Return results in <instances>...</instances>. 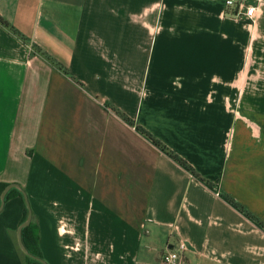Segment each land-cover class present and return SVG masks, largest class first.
Here are the masks:
<instances>
[{
	"label": "crops",
	"instance_id": "crops-1",
	"mask_svg": "<svg viewBox=\"0 0 264 264\" xmlns=\"http://www.w3.org/2000/svg\"><path fill=\"white\" fill-rule=\"evenodd\" d=\"M0 18V183L27 193L47 264H161L179 240L187 264H264V6L256 28L225 0ZM25 207L0 212V264H25Z\"/></svg>",
	"mask_w": 264,
	"mask_h": 264
},
{
	"label": "trees",
	"instance_id": "trees-1",
	"mask_svg": "<svg viewBox=\"0 0 264 264\" xmlns=\"http://www.w3.org/2000/svg\"><path fill=\"white\" fill-rule=\"evenodd\" d=\"M0 22L5 25V22L0 18ZM123 117L131 123V125H135V122L131 120L130 118L126 117L123 115ZM138 130L143 133L146 137H148L156 146L160 147L161 149L168 151V153L175 159L177 160L180 164L183 166H188V164L181 159L179 156L173 154L166 146H164L159 140H157L155 137H153L149 132L146 130L138 127ZM9 186V184L6 183H0V208L2 205V195L5 191V189ZM20 197L25 201L24 195L21 190L17 188L11 189L7 196H6V201H9L13 198ZM26 204V202H25ZM235 205L240 208L242 211L246 212L244 207L241 206L240 204ZM247 213V212H246ZM249 214V213H248ZM29 211L27 208V205L25 207V214L23 217V220L21 222V225H23L27 219H28ZM250 215V214H249ZM22 240L25 248L28 250V252L35 258L30 257L29 255L24 253V262L25 264H44L45 262L43 254L41 252V232H40V227L39 224L36 220L35 215L33 214V220L31 224L27 227H25L22 231ZM46 263V262H45Z\"/></svg>",
	"mask_w": 264,
	"mask_h": 264
},
{
	"label": "built area",
	"instance_id": "built-area-1",
	"mask_svg": "<svg viewBox=\"0 0 264 264\" xmlns=\"http://www.w3.org/2000/svg\"><path fill=\"white\" fill-rule=\"evenodd\" d=\"M263 0H225L227 10L235 18L247 20L253 28L259 24L263 14ZM188 245L184 240H179L177 247L168 249L161 258V264H187L185 253Z\"/></svg>",
	"mask_w": 264,
	"mask_h": 264
},
{
	"label": "water",
	"instance_id": "water-1",
	"mask_svg": "<svg viewBox=\"0 0 264 264\" xmlns=\"http://www.w3.org/2000/svg\"><path fill=\"white\" fill-rule=\"evenodd\" d=\"M13 188H18L19 190L22 191L23 195H24V198H25V202H26V205H27V208H28V211H29V215H28V219L27 221L20 226L19 230H18V239H19V244L21 246V249L23 250V252L27 255H29L30 257L32 258H35L33 257L29 252L28 250L25 248L24 244H23V240H22V231L25 227L29 226L33 220V210L31 208V204H30V201H29V198H28V195L27 193L19 186V185H15V184H11L9 185L3 195H2V205H1V208H0V212L3 210L4 206H5V203H6V196L8 194V192L13 189ZM44 264H47L45 262H43Z\"/></svg>",
	"mask_w": 264,
	"mask_h": 264
},
{
	"label": "rangeland",
	"instance_id": "rangeland-1",
	"mask_svg": "<svg viewBox=\"0 0 264 264\" xmlns=\"http://www.w3.org/2000/svg\"><path fill=\"white\" fill-rule=\"evenodd\" d=\"M263 6H264V0L262 1V8H263ZM259 25V24H258Z\"/></svg>",
	"mask_w": 264,
	"mask_h": 264
}]
</instances>
